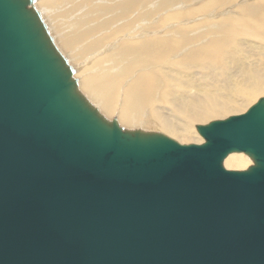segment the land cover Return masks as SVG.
I'll return each instance as SVG.
<instances>
[{
    "label": "water",
    "instance_id": "1",
    "mask_svg": "<svg viewBox=\"0 0 264 264\" xmlns=\"http://www.w3.org/2000/svg\"><path fill=\"white\" fill-rule=\"evenodd\" d=\"M30 4L0 0V264H264V99L200 145L125 132ZM240 153L254 165L226 170Z\"/></svg>",
    "mask_w": 264,
    "mask_h": 264
},
{
    "label": "bare ground",
    "instance_id": "2",
    "mask_svg": "<svg viewBox=\"0 0 264 264\" xmlns=\"http://www.w3.org/2000/svg\"><path fill=\"white\" fill-rule=\"evenodd\" d=\"M30 1L76 94L125 132L202 144L201 124L264 99V0Z\"/></svg>",
    "mask_w": 264,
    "mask_h": 264
},
{
    "label": "rangeland",
    "instance_id": "3",
    "mask_svg": "<svg viewBox=\"0 0 264 264\" xmlns=\"http://www.w3.org/2000/svg\"><path fill=\"white\" fill-rule=\"evenodd\" d=\"M184 6H180V9H182ZM165 20V18H160V21L158 22V24H161L163 21ZM194 21H191V22H189V24H191V23H193ZM159 29V28H158ZM122 35H124V34H122ZM127 36L129 37V36H131V35H129V34H127ZM228 72H232V76H233V74H234V72L232 71V70H229ZM157 104H153L152 106H156ZM232 115H230V116H228V117H225V118H218V119H215V120H212V121H210V122H207V123H205V124H201L200 125V127H202V126H206V125H208V124H210V123H212V122H214V121H218V120H224V119H227V118H229V117H231ZM199 137L201 138V139H203L201 136H200V134H199ZM178 144H182V145H192V144H194V145H200L199 143H195V142H187V143H178ZM226 170H229V171H236V170H234V169H227V168H225ZM237 172H242V171H237Z\"/></svg>",
    "mask_w": 264,
    "mask_h": 264
}]
</instances>
